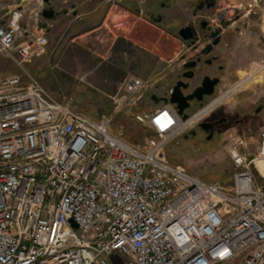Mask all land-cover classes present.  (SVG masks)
<instances>
[{
    "label": "built area",
    "instance_id": "obj_1",
    "mask_svg": "<svg viewBox=\"0 0 264 264\" xmlns=\"http://www.w3.org/2000/svg\"><path fill=\"white\" fill-rule=\"evenodd\" d=\"M14 16L0 27L21 70L0 77V264H264V130L256 154L232 145V185L204 181L161 156L190 117L162 104L137 115L145 146L125 140L26 71L47 38ZM146 85L128 73L117 97Z\"/></svg>",
    "mask_w": 264,
    "mask_h": 264
},
{
    "label": "rangeland",
    "instance_id": "obj_2",
    "mask_svg": "<svg viewBox=\"0 0 264 264\" xmlns=\"http://www.w3.org/2000/svg\"><path fill=\"white\" fill-rule=\"evenodd\" d=\"M195 2L196 0H144L142 9L153 11L154 8L161 14L163 22L156 25L148 16L146 18L143 15L142 18L147 22L140 20V15L137 17L146 27L147 34L138 39L139 42H142L139 43V46L131 45L130 55L131 58L139 55L143 64L132 61L133 66L128 72L143 76L141 77L147 85L146 89L139 94L128 96L119 93L118 98L117 92L120 84L101 83L95 77L85 78L84 73L87 68L80 67L78 71L73 70L76 74L66 75L61 70L59 62L60 47L63 48L66 38H61L58 32L46 33V35L48 34L46 52L42 56L32 59L29 66L25 67L34 78L49 87L58 99L70 97L73 106L85 116L93 120L108 119L111 129L115 133L129 142L143 147L146 140L154 136V133L137 119V115L150 112L163 104V101L158 99L160 98L161 88L157 90V84L164 83L166 85L165 89H168L173 81V75H176V72H173V66H181L183 61H187L193 55L192 49L178 36L177 30L185 25L194 24L197 17L192 15V5ZM223 9L228 11V19H234L236 15L238 18L225 29V33L230 36V47L226 51L223 49V42H221L215 49L222 56L220 61L222 65L223 50L226 51L224 53L228 58L224 60V64L226 65L227 75L223 84V72L221 73V83L218 85L216 93L202 105H206L223 95L224 91H227V87L234 85V88L235 84H238V81L246 75L258 73L260 62L264 61V35L261 31V28L264 30V0H217V5L213 10L207 13L200 12L198 16H204L216 23L215 16ZM235 11H237V14H235ZM1 14L2 12H0ZM127 18L131 20L133 25L129 35L132 40L137 41L139 33L134 28L137 18L134 14ZM2 19H7V16L1 17ZM120 19L123 18L117 16L115 24H112V31L117 34L121 32ZM213 22L212 24H214ZM5 24L6 22L1 26ZM159 35H164L163 38L166 42L164 51L161 50L159 44L157 46ZM242 37L248 39L246 55L248 54L250 60L245 63L242 53L238 51L239 41ZM231 49L237 52L231 54L229 52ZM232 55L234 60L238 61L237 65L233 63ZM13 57L0 51V76L12 73L15 67L17 68L13 62V59L16 58ZM96 64L97 62L92 61L87 63L86 66L91 67ZM241 65L245 68L244 71H240ZM236 69H238L237 72H235ZM19 72H21L20 69ZM127 74L124 72L123 76ZM254 85V83H250L245 85L244 88L254 89ZM247 89L246 92H240L237 95L234 93L229 94L227 99L217 103L203 119L212 114L232 116L240 108L236 102L237 98H252L253 93ZM195 106L196 103L192 102L188 110L189 117L199 112H197L198 106ZM199 122L198 119L188 125L182 134L164 147L161 156L168 162L185 169L204 181H220L223 185H232L234 169L229 151L234 154L237 152L232 145L242 137L245 141H249L247 143L249 151L256 154L254 146L256 140L243 137L240 131L236 129H228L226 133L219 137L206 140L203 133L197 128ZM240 150L244 151L243 148H240ZM255 165L260 173L264 175V160L255 162ZM257 183L261 184L263 180L259 178Z\"/></svg>",
    "mask_w": 264,
    "mask_h": 264
},
{
    "label": "crops",
    "instance_id": "obj_3",
    "mask_svg": "<svg viewBox=\"0 0 264 264\" xmlns=\"http://www.w3.org/2000/svg\"><path fill=\"white\" fill-rule=\"evenodd\" d=\"M49 2L55 5V8H67L69 14L60 17L56 21H47L39 16L41 9L45 6L44 0H0V12H2L0 15V27L1 24L5 22L6 24L3 27L7 26L9 21H11V17L15 14V18L17 15L18 17L21 15L18 23L21 25L25 36L44 35L47 38V42L48 34L50 32H58L61 38L65 37L66 41L63 43V48L60 47L59 62L61 70L66 75H74L76 73L73 72V70L75 69L78 71L79 68L82 67L87 68L84 73L85 78L95 77L98 78L101 83L107 82L119 85L125 76H123V73H130L128 71L131 70L133 66L132 61L135 63H142V59L139 55L131 58L130 54L131 45L134 44L139 46L142 42H139L138 39H141L147 34L146 27L143 23H141L144 21L142 20L143 14L140 11H144L142 9V6H144V0H49ZM72 6H75V8L72 9ZM73 10L77 12L76 15H72ZM133 14L136 18L140 15V20H142L140 21L137 18L136 26L134 27L137 29V33H139L137 41L132 40L129 35L133 25L131 20L127 17H131ZM3 16H7V19L1 20V17ZM117 16L123 18L120 19L121 32L119 34L112 31V24H115ZM144 17L147 18L146 15H144ZM13 22H15V19ZM152 22L153 24L159 25L163 22V20L160 22L152 20ZM43 23L47 24V28H41V24ZM261 31L264 35L263 28H261ZM46 33L48 34L46 35ZM163 36L164 35H159L157 37V46L159 44L162 51H164V45L166 43ZM239 42L240 45L238 51L242 53V58L245 63L250 60L248 54L246 55V45H248V39L242 37ZM229 52L233 54L237 51L231 49ZM231 57L232 60H234V56L232 55ZM92 61L97 62V64L91 67L86 66L87 63ZM13 62L15 63V66H17L16 59H13ZM29 63L24 64L25 69V66H29ZM233 63H236L237 65L238 61L234 60ZM179 66L180 65H174L173 72H175V69ZM241 67L240 71H244L245 68L242 65ZM263 68L264 61L262 60L259 65L260 70L258 73L246 75L242 80L238 81V84H235L236 86L234 88V85L232 87H227V94L225 95L224 100L227 99L231 93L237 95L240 92H246L247 88H244V86L250 83L255 84L254 89H250V87L248 88L249 90L247 89L253 93L252 98H237L236 102L240 108H247L250 103L257 101L259 98L264 99ZM98 69L99 72L97 73ZM26 71L30 74L27 69ZM237 71L238 69H236L235 72ZM17 73H20L18 66L17 68L15 67L14 72L9 74ZM135 76L143 80L142 75L138 74ZM175 76L176 75H173V79ZM162 79L163 77L160 80L162 81ZM39 82L46 90L54 95L53 91L49 87L41 81ZM208 104H196L195 107L198 106L197 111H200ZM262 117L264 119V112Z\"/></svg>",
    "mask_w": 264,
    "mask_h": 264
},
{
    "label": "flooded vegetation",
    "instance_id": "obj_4",
    "mask_svg": "<svg viewBox=\"0 0 264 264\" xmlns=\"http://www.w3.org/2000/svg\"><path fill=\"white\" fill-rule=\"evenodd\" d=\"M198 2L199 0H196V2L192 5V15L197 17V19L194 21V24H189L193 27L194 29L193 31L195 35L192 40L184 41V42H186L187 46L190 47L193 51V55L188 60L200 58V62H198V66L194 69L195 71L194 78L191 80H186L190 83V88L186 92L187 93L192 92L194 88L198 87L201 84V80L204 76H210L211 78L217 77L219 79V82L214 87V93H216L217 87L221 83V73L223 72V84L225 83V78L227 75L226 65L224 64V60L227 58L226 57L227 55L225 53L227 49L230 47L229 44L230 36L225 33V30H223V36L221 37V41H220V43L223 42V49L226 50V51L223 50V65L220 63L222 56L215 50L220 43L214 48L211 54L207 56L200 54L201 49L210 42L209 39L210 31L207 29V27L206 28L201 27V21L208 20V18L204 16H198V14L200 12L207 13L210 10H207L204 7L202 10L194 13V9L196 8ZM140 11L143 15L150 17L152 20L156 22H160L162 20L161 14H159L158 11H156L154 8L153 11H142V10ZM138 12H139V8H138ZM223 17L225 19H228L225 15ZM237 19L238 18H235L234 20H232V22L236 21ZM213 57L214 59L208 63L207 60ZM181 66L175 69L176 76L173 79L171 86L168 89H165L166 85L164 83L157 84L156 89L158 90L161 88V93L159 96L160 98L169 96L170 90L180 79V75L185 71V69H183ZM224 94H226V90L224 91L223 95ZM208 108L210 109L211 107L209 106ZM205 111H207V109ZM263 112H264V99L259 98L257 101L250 103L247 108L237 109L235 113L232 114V116L226 114H221V115L212 114L208 118L201 120L198 123L197 128L203 133L206 140H212L216 137H219L220 135L226 133L228 129H236L240 131L243 137L255 140L259 135V133L262 130H264V119L262 117Z\"/></svg>",
    "mask_w": 264,
    "mask_h": 264
},
{
    "label": "water",
    "instance_id": "obj_5",
    "mask_svg": "<svg viewBox=\"0 0 264 264\" xmlns=\"http://www.w3.org/2000/svg\"><path fill=\"white\" fill-rule=\"evenodd\" d=\"M45 6L41 9L39 16L47 21H56L60 17L69 14L67 8H55L49 0H44ZM206 4V6H205ZM217 5V0H199L196 8L194 9V13L202 10L204 7L207 10H213ZM57 7V6H56ZM75 6H72L74 9ZM76 11H72V15H76ZM237 14V11H235ZM228 16L227 10H221L216 16V23L211 20H202L201 27L206 28L210 31V42L206 44L200 51V54L207 56L212 53L214 48L220 43L221 37L223 36V30L227 29L233 23L232 20L237 18V15L234 19H225L223 16ZM212 22L214 24H212ZM208 25V26H207ZM41 28H47V24H41ZM191 25H185L178 30V36L183 41H190L194 37V31ZM214 59H208L209 63ZM198 62H200V58L198 59H190L182 64V68L185 71L180 75V79L176 82V84L172 87L169 92L168 97L158 98L163 101L164 104H171L176 109L178 115L182 117V119L188 118V110L191 107L192 102L196 104H203V102L212 97L214 93V87L219 82L217 77L211 78L210 76H204L201 80V84L194 88L192 92L187 93L186 91L190 88V83L186 80H191L195 76L194 69L198 66ZM157 101V99H156Z\"/></svg>",
    "mask_w": 264,
    "mask_h": 264
},
{
    "label": "bare ground",
    "instance_id": "obj_6",
    "mask_svg": "<svg viewBox=\"0 0 264 264\" xmlns=\"http://www.w3.org/2000/svg\"><path fill=\"white\" fill-rule=\"evenodd\" d=\"M227 94V93H226ZM221 95L220 97H218L217 99L211 101L203 110H200L197 114H195L194 116L190 117L187 122H186V126L190 125L191 123H193L195 120H197L203 113L207 112L209 110V106L212 108L214 107L219 101H221L222 99L224 100L225 95ZM210 108V109H211ZM207 109V111H205ZM202 112V113H201ZM259 160H264V158L262 157H257L255 159V162L259 161Z\"/></svg>",
    "mask_w": 264,
    "mask_h": 264
},
{
    "label": "trees",
    "instance_id": "obj_7",
    "mask_svg": "<svg viewBox=\"0 0 264 264\" xmlns=\"http://www.w3.org/2000/svg\"><path fill=\"white\" fill-rule=\"evenodd\" d=\"M149 130V129H148Z\"/></svg>",
    "mask_w": 264,
    "mask_h": 264
}]
</instances>
